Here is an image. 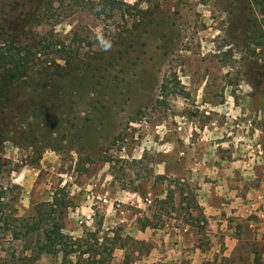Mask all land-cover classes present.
Segmentation results:
<instances>
[{
    "label": "rangeland",
    "instance_id": "1",
    "mask_svg": "<svg viewBox=\"0 0 264 264\" xmlns=\"http://www.w3.org/2000/svg\"><path fill=\"white\" fill-rule=\"evenodd\" d=\"M8 47L4 264H264V0H0Z\"/></svg>",
    "mask_w": 264,
    "mask_h": 264
},
{
    "label": "trees",
    "instance_id": "2",
    "mask_svg": "<svg viewBox=\"0 0 264 264\" xmlns=\"http://www.w3.org/2000/svg\"><path fill=\"white\" fill-rule=\"evenodd\" d=\"M97 15V14H95ZM8 45L12 47L14 42H9ZM8 47L4 52H0V115L5 114L8 110V105L12 100L11 93L12 90L17 87V83L26 75L27 67L22 62L25 60L21 58V49L16 50V52H11L12 49ZM3 137V134H0ZM5 197L6 190L0 187V223L6 224L4 211H5ZM162 204L166 203V200L159 201ZM48 205V204H46ZM53 205V204H52ZM52 205H49L50 207ZM196 209L198 206L195 205ZM40 221L36 222L34 225L26 229L27 234L39 233L38 236L42 235L44 237L42 243H38L37 255L41 254H61L63 260L67 261L70 255L78 254L77 259L79 260L82 256L90 254L87 251L81 252L79 247L80 241L72 240L70 237L65 236L62 233L63 227L60 224L53 223L46 228L40 227ZM69 242L70 250H67L66 243ZM140 243V242H139ZM76 247V248H74ZM77 263V262H76ZM75 263V264H76ZM94 264H100V262H93ZM0 264H4L0 258Z\"/></svg>",
    "mask_w": 264,
    "mask_h": 264
}]
</instances>
